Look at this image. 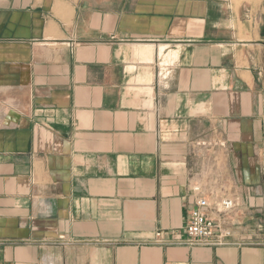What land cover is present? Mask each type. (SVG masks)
Masks as SVG:
<instances>
[{"label":"crops","instance_id":"0c3cea01","mask_svg":"<svg viewBox=\"0 0 264 264\" xmlns=\"http://www.w3.org/2000/svg\"><path fill=\"white\" fill-rule=\"evenodd\" d=\"M263 61L228 0H0V264H264ZM206 168L229 245L150 244Z\"/></svg>","mask_w":264,"mask_h":264},{"label":"built area","instance_id":"2783aa9c","mask_svg":"<svg viewBox=\"0 0 264 264\" xmlns=\"http://www.w3.org/2000/svg\"><path fill=\"white\" fill-rule=\"evenodd\" d=\"M162 78L168 73H161ZM201 147L212 148L206 143ZM191 193L195 206L189 213V219L183 233L167 237L157 232L150 244L160 247H223L229 245L231 232L227 229L232 224L238 211V204L232 194L226 192L223 177L209 172L208 168L192 185Z\"/></svg>","mask_w":264,"mask_h":264},{"label":"rangeland","instance_id":"374dc122","mask_svg":"<svg viewBox=\"0 0 264 264\" xmlns=\"http://www.w3.org/2000/svg\"><path fill=\"white\" fill-rule=\"evenodd\" d=\"M228 1H230L236 9L242 7L244 13H247L248 17L252 19V24L255 27L264 0H228ZM262 67L264 69V61Z\"/></svg>","mask_w":264,"mask_h":264},{"label":"flooded vegetation","instance_id":"af4514ba","mask_svg":"<svg viewBox=\"0 0 264 264\" xmlns=\"http://www.w3.org/2000/svg\"><path fill=\"white\" fill-rule=\"evenodd\" d=\"M258 33L261 38V42L264 46V3L262 4L260 13L257 18Z\"/></svg>","mask_w":264,"mask_h":264}]
</instances>
